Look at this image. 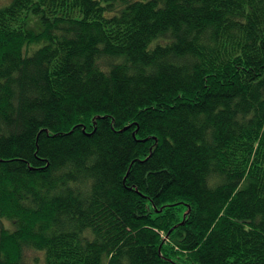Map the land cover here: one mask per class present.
Masks as SVG:
<instances>
[{"label": "trees", "instance_id": "16d2710c", "mask_svg": "<svg viewBox=\"0 0 264 264\" xmlns=\"http://www.w3.org/2000/svg\"><path fill=\"white\" fill-rule=\"evenodd\" d=\"M0 264H264V0L0 6Z\"/></svg>", "mask_w": 264, "mask_h": 264}, {"label": "rangeland", "instance_id": "374dc122", "mask_svg": "<svg viewBox=\"0 0 264 264\" xmlns=\"http://www.w3.org/2000/svg\"><path fill=\"white\" fill-rule=\"evenodd\" d=\"M11 0H0V6H4L6 4H8ZM28 25L31 29H33L36 32H39L42 30V23L40 20V16L38 14H35L34 12H30L28 15ZM5 224L7 227L11 228L13 227L12 221L9 218H5L4 219ZM38 254V253H36ZM31 255H33L31 253Z\"/></svg>", "mask_w": 264, "mask_h": 264}]
</instances>
